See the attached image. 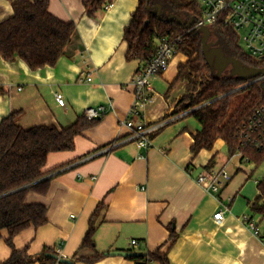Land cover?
Wrapping results in <instances>:
<instances>
[{
	"label": "crops",
	"instance_id": "obj_1",
	"mask_svg": "<svg viewBox=\"0 0 264 264\" xmlns=\"http://www.w3.org/2000/svg\"><path fill=\"white\" fill-rule=\"evenodd\" d=\"M88 1L49 0L54 17L76 25L72 43L56 66L32 70L21 59L9 62L0 56V123L19 112L17 125L24 130L42 126L62 130L84 116L88 107L108 108L76 139L74 151L49 155L45 168L46 179H52L49 193L31 192L27 197L28 204L47 208L48 223L19 234L16 248H27L30 255L60 249L74 264H137L112 253L157 250L167 253L170 264H264V245L243 221L249 215L264 228L263 217L252 212L251 200L244 204L238 198L256 164L249 167L239 157L231 160L222 154L227 149L223 140L194 156L193 137L201 126L195 118L191 122L184 113L175 114L189 83L172 89L171 85L187 57L178 53L169 69L153 79V100L144 109V120L167 124L150 149H139L128 140L131 132L123 121L134 100L133 77L143 65L127 60L124 39L140 0H115L93 16L88 15ZM13 2L0 0V23L14 15ZM57 96L65 100L64 107ZM107 148L111 150L103 154ZM227 163H233L231 183L218 197L206 193L197 177L209 166ZM240 173L245 174L235 179ZM102 203L95 219V243L104 258L88 263L83 259L95 252L80 247ZM223 206L224 220L218 222L214 216ZM172 234L176 241L169 247ZM8 236L7 231L1 233L0 263L11 255Z\"/></svg>",
	"mask_w": 264,
	"mask_h": 264
},
{
	"label": "trees",
	"instance_id": "obj_2",
	"mask_svg": "<svg viewBox=\"0 0 264 264\" xmlns=\"http://www.w3.org/2000/svg\"><path fill=\"white\" fill-rule=\"evenodd\" d=\"M114 1L89 0L85 5L88 15L93 16ZM149 5L161 6L163 19H159L157 10L147 8V0H140L124 35L128 44L127 60H138L145 66L152 60L159 40L180 37L182 43L178 46V53L183 52L187 61L179 64L171 89L183 81L189 83L175 114L194 110L188 116L195 118L201 126L193 137L194 156L202 150H213L216 142L223 140L229 157L240 152L258 168L264 161V148L246 144L244 133L247 122L264 104V79L251 84L257 78L244 79L233 75V68L230 74H224L227 69L219 73L214 66L207 64L201 29H186L177 20L165 21L171 15H177L185 24L195 18V25L203 15L197 0H150ZM49 7V0H14V15L0 23V56L4 60L21 59L32 70L58 64L72 43L76 25L54 17ZM209 29L214 44L225 56L238 59L246 68L264 69V60L245 53L238 34L223 21L209 26ZM240 88L243 89L230 94ZM235 101L237 105L231 113ZM19 117V112L13 113L0 123V237L3 231L8 232L6 243L11 249L10 257L0 264H60L53 257L58 256L56 249L45 248L38 255H30L27 248L18 250L14 241L23 231L39 229L48 223L47 208L41 204H28L27 197L31 192L42 196L49 193L52 179H46L48 172L45 171L49 155L74 151L76 139L100 120L89 121L82 116L62 130L54 126L24 130L17 125ZM257 188L258 195L249 205L254 214L264 219V179L257 183ZM103 207L104 203L98 207L80 247L95 252L92 258L83 259L88 263L104 258L95 243V219ZM175 241L176 236L172 234L169 247ZM129 259L137 264H170L167 253L162 254L160 250Z\"/></svg>",
	"mask_w": 264,
	"mask_h": 264
},
{
	"label": "built area",
	"instance_id": "obj_3",
	"mask_svg": "<svg viewBox=\"0 0 264 264\" xmlns=\"http://www.w3.org/2000/svg\"><path fill=\"white\" fill-rule=\"evenodd\" d=\"M200 6L203 10L202 19L194 25L193 29H201L204 26L209 27L218 21H223L224 25L231 27L238 34L245 53L258 60H264V0H200ZM180 43H182L180 37L175 40H159L152 60L147 65L142 66L133 77L134 100L127 118L123 121V126L131 132L128 140L135 142L139 149H150L155 136L167 124H147L144 120V109L153 100V79L169 69L172 60L178 54ZM88 81H91L90 77ZM57 101L60 106H65L63 98L57 96ZM193 111L186 112L183 115L188 116ZM107 112L108 108L106 106H92L86 108L84 116L89 121L101 120ZM244 142L255 145L259 149L264 148V104L255 111L247 122ZM110 150L111 148L105 149L103 154L108 153ZM234 157L241 158L243 164L255 165L240 152L231 157V160ZM229 164L227 163L219 168L205 169L197 177V184L206 193L218 197L233 179L229 171ZM95 179V177L92 178V180ZM230 202H233V199H230ZM226 210L227 207L223 206L215 214V220L222 222ZM243 221L253 235L264 245V228L249 215H245ZM132 245L137 246L139 242L133 241ZM57 252L58 256L63 258L60 249Z\"/></svg>",
	"mask_w": 264,
	"mask_h": 264
},
{
	"label": "water",
	"instance_id": "obj_4",
	"mask_svg": "<svg viewBox=\"0 0 264 264\" xmlns=\"http://www.w3.org/2000/svg\"><path fill=\"white\" fill-rule=\"evenodd\" d=\"M150 0H147V8L151 10H157L158 11V17L159 19H163L162 14L163 10L161 6H150ZM173 20H177L182 26H184L186 29H191L193 28L195 18H192L188 24H185L183 19L180 18L177 15H171L169 18L165 19L166 22H170ZM201 31L203 32L204 36L202 39V46H203V53L205 56V59L207 61V64L209 66H214V68L219 72L222 73L225 71L229 66H232L233 68V75H238L241 78L244 79H252V78H257L255 81H252V83H255L256 81H260L264 79V69L260 68H246L244 67L241 62L234 58V57H228L225 56L222 50L220 49H214L210 48L209 45H207V42L210 38V29L207 26H204L201 28ZM250 85V84H248ZM246 85V86H248ZM244 86V87H246ZM243 87V88H244ZM240 88L230 94L236 93L237 91L243 89ZM112 255L115 256H123V257H128V258H138V257H145V254L141 253H133V252H113ZM60 264H74L73 261L66 259V258H61L59 256H53Z\"/></svg>",
	"mask_w": 264,
	"mask_h": 264
},
{
	"label": "rangeland",
	"instance_id": "obj_5",
	"mask_svg": "<svg viewBox=\"0 0 264 264\" xmlns=\"http://www.w3.org/2000/svg\"><path fill=\"white\" fill-rule=\"evenodd\" d=\"M199 5H200V0H197ZM214 39L210 36L208 42H207V45H209L210 48H216V49H219L215 44H214ZM178 55H183V56H186L183 52H179ZM232 71V66H229L227 68V71L224 72V74H230ZM236 101H235V105L232 107V111L231 113L234 111L235 107H236ZM189 117V120L191 122L194 121L193 117L191 116H188ZM222 154L224 155H228V152H227V149H223V151L221 152ZM232 164H230L229 166V171L230 173L232 174L233 171V168H232ZM245 165H248V164H245ZM251 165H249V167H251ZM249 169V168H248ZM256 169V170H255ZM251 170H255L253 171L252 175L250 176V179L246 180V181H243L242 182V185H244L238 192V198L241 199V203L244 202V204H247V201L248 200H251L253 201L256 196L258 195V188H257V183L260 181V180H263L264 179V161L262 162V164H260V166L258 168L256 167H253L252 169H249ZM241 174H245V173H240L238 174L235 179L238 177V180L241 178ZM249 176V175H248Z\"/></svg>",
	"mask_w": 264,
	"mask_h": 264
}]
</instances>
